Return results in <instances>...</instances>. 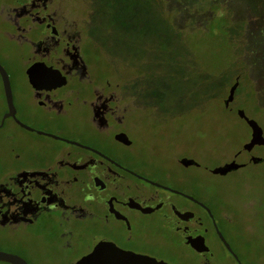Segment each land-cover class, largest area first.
I'll use <instances>...</instances> for the list:
<instances>
[{"label": "flooded vegetation", "instance_id": "obj_1", "mask_svg": "<svg viewBox=\"0 0 264 264\" xmlns=\"http://www.w3.org/2000/svg\"><path fill=\"white\" fill-rule=\"evenodd\" d=\"M95 9L0 0V250L72 264L106 241L171 264H244L232 212L135 154L131 130L148 104L132 78L92 66Z\"/></svg>", "mask_w": 264, "mask_h": 264}, {"label": "rangeland", "instance_id": "obj_2", "mask_svg": "<svg viewBox=\"0 0 264 264\" xmlns=\"http://www.w3.org/2000/svg\"><path fill=\"white\" fill-rule=\"evenodd\" d=\"M109 4L103 12L95 9L84 44L94 69L132 78L139 100L148 104L131 130L135 154L152 168L187 177L202 196L222 202L234 217L236 233L229 235L243 263L264 264V148L241 149L235 160L244 164L224 174L208 167L229 160L248 139L237 107L264 135V0ZM235 78L230 110L225 109L223 98ZM178 154L197 164L181 165ZM250 154L263 159L252 162Z\"/></svg>", "mask_w": 264, "mask_h": 264}, {"label": "water", "instance_id": "obj_3", "mask_svg": "<svg viewBox=\"0 0 264 264\" xmlns=\"http://www.w3.org/2000/svg\"><path fill=\"white\" fill-rule=\"evenodd\" d=\"M237 78L229 85L226 96L223 98V105L227 106L228 102L233 98L234 89L237 86ZM235 113L238 117L242 118L249 128L248 139L241 143V149L249 151L254 145H262L264 148V135L262 128L258 122L245 114L243 108L237 107ZM238 149L229 160H225L222 163L213 165L210 170L213 173L224 174L231 169H235L238 166L244 164L235 160V155L239 152ZM262 159L261 155L250 154L249 160L257 162ZM193 162L197 164L191 158L182 159V162ZM219 232V231H218ZM219 235L223 239L227 247L229 245L219 232ZM0 259L10 261L13 264H27L17 254L0 250ZM72 264H171L165 260L155 258L154 256L134 252L127 249H122L115 244H108L106 241L97 242L88 252L79 256Z\"/></svg>", "mask_w": 264, "mask_h": 264}, {"label": "trees", "instance_id": "obj_4", "mask_svg": "<svg viewBox=\"0 0 264 264\" xmlns=\"http://www.w3.org/2000/svg\"><path fill=\"white\" fill-rule=\"evenodd\" d=\"M111 1H113V0H106L104 3H98V1H96V0H91V4H93L96 8H97V6H100V7H102L101 9H102V12H103V8H104V11L105 10H107L108 8H109V6H110V2ZM229 107V104L227 105V106H224L223 105V108H225V109H229L230 110V108H228ZM242 119V118H241ZM263 159V158H262Z\"/></svg>", "mask_w": 264, "mask_h": 264}]
</instances>
